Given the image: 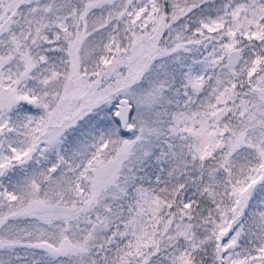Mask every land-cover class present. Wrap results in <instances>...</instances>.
<instances>
[{"label":"snow or ice","instance_id":"obj_1","mask_svg":"<svg viewBox=\"0 0 264 264\" xmlns=\"http://www.w3.org/2000/svg\"><path fill=\"white\" fill-rule=\"evenodd\" d=\"M0 264H264V0H0Z\"/></svg>","mask_w":264,"mask_h":264}]
</instances>
